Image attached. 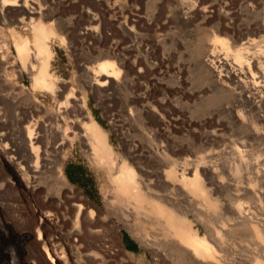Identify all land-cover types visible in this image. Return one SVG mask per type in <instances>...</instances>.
Instances as JSON below:
<instances>
[{
    "label": "bare ground",
    "instance_id": "obj_1",
    "mask_svg": "<svg viewBox=\"0 0 264 264\" xmlns=\"http://www.w3.org/2000/svg\"><path fill=\"white\" fill-rule=\"evenodd\" d=\"M238 1L246 15L254 20L257 36L263 35L261 42L256 39L242 42V35L235 34L231 25L224 24V19L228 22L231 13L222 8L224 26L217 32L224 38H208L189 65L172 62L175 65L172 76L169 73L172 81L166 85L178 101L185 99L188 102L186 105L192 106L209 97H220L217 108L207 116L184 120L183 141H198L204 151L200 155L193 151L192 156L186 155L179 162L171 159L169 152L180 147L181 141L168 142L169 135H166L170 132L167 118L175 103L169 100V109L165 104L168 95L154 99L146 85L133 82L128 68L131 67L134 76H142L137 62L132 61L127 67L124 58L112 53L105 56L104 62L83 68L88 77L81 87L85 94L103 95L116 101L121 98L119 110L124 114L123 121L135 136L127 141L126 133L117 129L114 119L110 120L122 149L118 154L114 153L106 133L92 120L85 99L52 73L53 44L69 49L73 39L97 35L99 18L86 11L95 27L76 35L72 33L67 45L65 32L60 29L59 20L47 3L0 0V28H6L11 35V39H0V99L13 96L20 104L12 115L18 130L13 131L11 147L3 144L10 140L1 131L5 130V117L0 112V156L13 175L11 186L15 190L20 188L32 194H41L44 191L39 190V182L50 178L55 185L53 196L59 198L62 193L65 194L64 191L73 193L74 188L64 177L62 161L78 142L81 152L105 171L110 195L107 200L109 211L119 217L123 228L130 233L138 228L140 234L136 233L137 240L143 248L150 247L154 242L151 240L157 239L174 259L173 264H229L223 256L229 244L226 239L234 231L245 230V263L264 264V0ZM90 3L98 6L100 2L90 0ZM192 4L191 11L205 14L201 3ZM175 11L181 23L191 21L189 18L192 15L184 4L178 5ZM116 21L117 28L128 37L130 44L137 45L140 38L137 21L130 16ZM248 31L243 33V38L256 35ZM190 75L198 76L199 87L195 86L197 89L185 96L188 93L183 92L182 82L190 79ZM25 78L30 82L29 87L24 84ZM167 86L159 87L161 93L167 92ZM133 88L146 93L135 98L122 94ZM39 96L50 97L55 103L54 108L49 109ZM153 99L155 101H151ZM226 127L243 131L237 146L228 145L223 134ZM259 146L262 148L258 149ZM183 148L182 155L187 152ZM151 163L155 164L153 173L148 170ZM14 195L18 197V192L15 191ZM114 197L123 202L115 203ZM73 207L77 214L72 219V232L80 234L79 214L82 209L79 205L73 204ZM93 214L90 211L87 216L80 217L91 223ZM52 224L54 227V221ZM73 233L67 237L75 243L77 234ZM150 233L155 236L152 238ZM92 234V231L86 230L87 244ZM102 238L104 240L99 242L101 252L107 254L113 251L112 241Z\"/></svg>",
    "mask_w": 264,
    "mask_h": 264
},
{
    "label": "rangeland",
    "instance_id": "obj_2",
    "mask_svg": "<svg viewBox=\"0 0 264 264\" xmlns=\"http://www.w3.org/2000/svg\"><path fill=\"white\" fill-rule=\"evenodd\" d=\"M31 1L48 4L59 20L60 29L65 32L67 38L65 42L67 45L72 33L76 35L83 33L85 29L95 27L91 23L90 16L86 11L91 12L96 18L100 19L97 35L89 36L85 39L75 38L69 49L58 43L53 44L55 57L52 62V73L73 87L79 97L82 96L85 99L92 120L106 133L114 153L117 154L121 153L122 149H120L119 139H116L117 133L112 131L109 123L110 120L114 119L117 129L120 132L126 133L127 141H129V137H134L135 133L123 121L124 114L119 110L121 109L119 108L120 97V100L116 101L109 100L103 95H91L90 93L85 94L83 92L81 87L88 80L83 68H90L97 63H101V61L104 62L105 56L113 54L118 55L122 59L124 58L125 63L127 62V67H130L128 64H131L132 61L137 62V68L142 69L143 77L141 75L134 76L130 67L128 68V72L133 76L130 75L133 78V82L146 85L149 88V93H153L151 96L154 99H162V97L164 98V94L165 96L168 95L170 99L166 97L167 102L165 104L169 109L171 108L170 101L173 104L175 103L171 109L173 113L170 110L171 114L167 118V125L172 130L168 128L170 132L166 135H169L167 136L168 142L181 141L180 147L170 149L171 151L169 152L171 159H177V161L181 162V159L185 158L186 155L192 156L191 152L193 151H196L199 155L204 151L203 145L198 141L194 143L183 141L186 129L185 122L189 118L195 120L202 116H207L210 111L212 112L217 108L220 97H209L210 99L207 98L204 101L198 102L199 104L192 106H187L188 102L186 103L185 99L178 101L175 96H172L170 87L167 86L172 81L169 76L170 74L172 76L174 71L173 66L175 67L176 62L179 61L188 65L193 63L200 47L208 38H224L217 31H221L220 29L226 23L234 28L235 34L242 35V42H249L252 39H256L255 41L257 42L263 40V35L257 36L259 34H256L257 31L254 29V20L249 15H246V11L238 0H224V2H219V0H97L100 2L98 6L90 3V0ZM184 2L188 3L189 6ZM192 3L198 5L201 3L200 7L205 9V14H195V10L191 11L194 5ZM180 4H184V6L189 8V15H192L191 17L189 16V20L191 21H188L187 25L178 21L179 19L176 16L175 8ZM220 8H224L225 11L227 10V12L231 13L228 22L224 19V24L221 12L224 9L221 10ZM125 16L133 17L137 21V25H139L138 34L140 38L139 42L137 41L138 46H132L128 37H125L117 28L116 20ZM113 21L115 22L111 23ZM115 25L116 28H114ZM246 28L249 30L248 32L251 31V34L256 35L244 36L243 38V33L247 31ZM2 38L11 39V35L6 28H0V39ZM231 50L235 51L236 48H232ZM12 51L15 54L13 47ZM233 51H231L232 54L234 53ZM172 62L176 64L174 65ZM192 79L194 82L191 81ZM197 79L198 76L190 75V79L185 80L187 83L182 82L184 87L183 92L188 93L185 96H188L190 91L192 92L199 87L198 83L200 79ZM166 83L168 84L166 85ZM194 83L197 84L195 85ZM24 84L28 87L30 86L27 78H25ZM159 85L163 87L167 86V92L161 93ZM144 92L146 93L144 90L133 88L130 91L126 90L122 92V94L135 98ZM154 99L151 101H155ZM39 100L49 109L55 106L53 100L48 96H39ZM172 100H175L180 105H177ZM155 103H153L154 107H156ZM133 106L131 105L130 107ZM18 107H20V104H18L13 96H4L0 99V112L5 117V130L1 131L10 140V142L6 141L3 144L8 145V147H11L10 143L13 138V131L18 130L15 121L12 120V115L17 111ZM126 112L128 113V109ZM195 112L198 114L196 115ZM164 130H166V127H164ZM223 130L229 146H233L234 144V146H237V143L242 140L244 135L243 131H238V129L229 130L226 127ZM181 147L187 151L186 154L182 155ZM79 148V143L75 142L74 149H70L62 161L64 177L68 185L74 188V191L73 193L64 191L65 196L62 193L59 197L61 200L52 195V189L55 188V185L50 178H46L47 180L45 179L44 182H42L43 180L39 182L41 188L39 190L44 191L41 194H32L30 191H24L20 188L15 190L11 186L13 175L4 159L0 156V264H173L174 259L169 256L168 251L164 249L157 239L151 240L152 242L154 241L153 243L150 241L152 245L150 247L144 246V248L147 247L144 249L137 240V236L140 234L138 228H135V231L130 233L127 229L123 228V224L118 220L119 217H116V215L109 211L110 206L107 200L110 195L105 171L93 164ZM260 148L262 146H259L258 149ZM148 168L153 173L155 164H149ZM68 174L71 176V179L67 177ZM15 191L18 192V197L14 195ZM55 199L57 200L56 202ZM115 200L114 197L113 201L115 203L118 202L119 204L123 202L122 199L118 201L117 198ZM73 204L81 206L82 209V211L80 210L81 215L79 214V219L81 220H79L80 234L72 232L74 229L72 226V221L74 222V220L72 219H75L77 214V210H74ZM83 211L85 213H81ZM90 211L94 213L91 221L92 224L86 223L85 219L81 218L87 216ZM55 218L56 220H54ZM42 219L44 221L46 219L47 221L44 222ZM53 221L55 223L54 227ZM57 222L59 224L56 225ZM87 229L93 232L89 244H87L89 239L85 237ZM38 231L40 236L38 235ZM200 232H202L201 228ZM70 233L77 234L75 243L68 239L70 237L67 236H71ZM232 233L226 239L229 244L223 256L229 264H246V252H244V248L247 231L237 230L234 231L233 235ZM152 235L150 233V236L153 238L155 235ZM101 237L107 238L108 242L112 241L113 251L107 254L101 252L99 244L104 240ZM237 237L239 240H237ZM119 248L122 249L118 250ZM106 255L109 257H106ZM128 255L129 257H127ZM186 264L189 263L187 262Z\"/></svg>",
    "mask_w": 264,
    "mask_h": 264
},
{
    "label": "trees",
    "instance_id": "obj_3",
    "mask_svg": "<svg viewBox=\"0 0 264 264\" xmlns=\"http://www.w3.org/2000/svg\"><path fill=\"white\" fill-rule=\"evenodd\" d=\"M66 174H67V173H66ZM67 177H70V179H71V176H70L69 174L67 175Z\"/></svg>",
    "mask_w": 264,
    "mask_h": 264
}]
</instances>
